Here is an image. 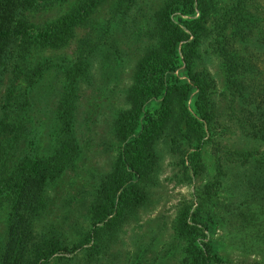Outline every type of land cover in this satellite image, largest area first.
<instances>
[{
  "label": "trees",
  "instance_id": "trees-1",
  "mask_svg": "<svg viewBox=\"0 0 264 264\" xmlns=\"http://www.w3.org/2000/svg\"><path fill=\"white\" fill-rule=\"evenodd\" d=\"M136 2L0 0V211L3 206L8 208L0 264H67L58 253L73 242L69 243L64 231L53 224H47L42 230L39 224L41 214L51 205L44 193L62 176L79 151L77 142L70 137L75 109L70 101L72 88L58 107L62 111L63 138L48 155H39L31 149L34 136L26 119L36 94L34 84L51 73L53 63L42 52L64 49L77 36V30L87 23L99 24L108 31L109 19L95 20L104 4H110L112 17H119L134 10ZM260 2L161 1L150 17L149 30L154 43L138 57L126 98L127 108L115 119V135L119 141L116 162L93 190L88 206L90 230L72 243L75 250H83V255L98 263L102 250L96 243L89 244L95 241L98 232L111 233L109 237L113 241L122 224L135 218L147 199L149 188L154 185L151 183L156 178L160 139H168L169 149L181 154L180 164L188 167L193 175L205 171L201 148L206 130L214 134L224 120H219L213 104L212 74L196 65L202 45L207 50L204 47V52L218 56L222 66L225 90L231 95L221 111L225 119L247 137L264 144V83L259 82L262 87L255 90L248 77L254 74L257 52L261 51L260 56H264V6ZM89 54L78 53L74 60L64 59L69 65L63 66L70 79L75 81L90 69ZM252 96L254 99L260 96L263 105L251 106ZM189 100H192L191 108L187 104ZM221 145L214 146L213 179L195 193L198 205L192 212L182 206L177 217L175 229L186 247L182 264L222 263L204 238V226L212 223L218 214L222 215V207L229 208L238 226L246 229L244 236L250 241L264 237L261 168L264 165L257 166L261 160L256 158L258 151ZM231 162L248 165L254 175L257 171L252 187L261 191L256 194L261 203L253 198L254 191L248 193L245 184L241 188L244 196L249 197L246 200L255 204L258 212H252L248 203L246 211L242 206L236 210L228 204L220 206L214 197L219 187L224 188L225 166ZM258 180L261 181L256 184ZM261 244L264 245V240Z\"/></svg>",
  "mask_w": 264,
  "mask_h": 264
},
{
  "label": "rangeland",
  "instance_id": "rangeland-1",
  "mask_svg": "<svg viewBox=\"0 0 264 264\" xmlns=\"http://www.w3.org/2000/svg\"><path fill=\"white\" fill-rule=\"evenodd\" d=\"M161 1L137 0L134 10L119 17L111 16L110 4L106 3L96 14L95 20L97 18L102 22L109 19L108 31L99 24L87 23L77 30V36L64 49L42 52L53 63L50 66L51 73L34 84L36 94L26 119L34 136L31 149L39 155H48L63 138L60 128L62 111L58 107L59 102L67 97L65 93L72 88L70 101L75 109L72 112L70 137L77 142L79 151L67 170L44 193L51 205L41 214L39 224L41 230L49 223L59 231L63 230L69 243L70 240L77 242L89 232L88 206L93 190L116 162L119 141L115 135V119L119 112L127 108L126 98L138 57L146 47L154 43L150 36L149 23ZM261 1L260 4L264 6V0ZM204 47L202 45L199 50L196 65L199 69L205 67L212 74L215 80L213 104L219 120H224L221 125H217L214 134L206 130L201 148L205 171L193 175L188 167L180 164L181 154L173 153L169 149L168 139H160L157 144L160 158L156 178L151 183L154 185L149 188L147 199L137 210L135 218L122 224L117 238L113 241H110L111 233L98 232L95 241L89 243L98 244L102 250L98 263L83 255V250H75L73 242L67 245L64 252L58 253L63 262L182 264L186 247L185 241L177 235L175 229L177 217L182 206L190 208V212L194 210L198 205L195 193L213 179L215 144L220 143L221 147L231 149L257 150L256 158L261 159L257 166L264 165V144L252 140L232 126L221 112L226 108L231 95L225 90V77L218 56L212 52H204ZM260 52H257L259 55L254 61V74L248 75L255 90H260L264 83V56H260ZM78 53L83 56L90 53V69L74 81L66 75L64 66L69 65L64 59L74 60ZM180 74L179 77L185 79ZM259 82H262L261 85ZM261 100L260 96L256 99L252 96L249 104L253 107L263 105ZM191 103L192 100L187 102L190 108ZM219 155L226 161L222 152ZM225 168L227 175L224 178V188L219 187L214 194L218 204H228L235 210L242 206L246 211L248 203L252 212H258L257 206L246 200L249 197L244 196L241 188L245 184L248 193L254 191L253 198L258 199L256 194L261 191L256 186L255 190L252 187L255 185L253 177L258 174L257 171L254 175L248 165L239 166L233 162L227 163ZM261 168L264 172V167ZM242 200L245 201L244 204L241 203ZM7 211L6 206L0 211V244L6 240ZM221 211L222 215L218 214L212 223L204 226V238L209 242L217 260L221 264H264V245L261 244L264 237L250 241L244 236L246 229L238 226L239 222H236L237 218L229 208L222 207Z\"/></svg>",
  "mask_w": 264,
  "mask_h": 264
}]
</instances>
